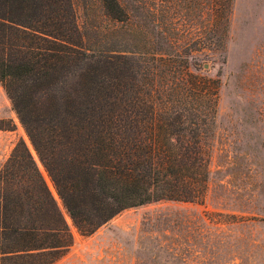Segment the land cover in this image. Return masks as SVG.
<instances>
[{
  "label": "trees",
  "instance_id": "trees-1",
  "mask_svg": "<svg viewBox=\"0 0 264 264\" xmlns=\"http://www.w3.org/2000/svg\"><path fill=\"white\" fill-rule=\"evenodd\" d=\"M129 1L81 27L71 0H0V85L54 192L19 138L0 165V264L58 260L65 215L86 236L127 208L202 201L220 80L201 71L225 58L233 0Z\"/></svg>",
  "mask_w": 264,
  "mask_h": 264
},
{
  "label": "rangeland",
  "instance_id": "rangeland-1",
  "mask_svg": "<svg viewBox=\"0 0 264 264\" xmlns=\"http://www.w3.org/2000/svg\"><path fill=\"white\" fill-rule=\"evenodd\" d=\"M122 2L128 10L130 1ZM71 3L78 25L88 27L92 20L104 25L100 0ZM175 18L176 26L185 18L192 27L191 4L177 5ZM217 71L202 201L161 200L127 208L86 236L65 215L72 244L52 264H264V0L232 1L225 58L207 61L201 72ZM0 118L14 124L0 130L1 165L19 138L32 149L1 85Z\"/></svg>",
  "mask_w": 264,
  "mask_h": 264
},
{
  "label": "bare ground",
  "instance_id": "bare-ground-1",
  "mask_svg": "<svg viewBox=\"0 0 264 264\" xmlns=\"http://www.w3.org/2000/svg\"><path fill=\"white\" fill-rule=\"evenodd\" d=\"M32 150V149H31ZM49 187L52 189L51 183L49 182ZM53 191V190H52Z\"/></svg>",
  "mask_w": 264,
  "mask_h": 264
},
{
  "label": "water",
  "instance_id": "water-1",
  "mask_svg": "<svg viewBox=\"0 0 264 264\" xmlns=\"http://www.w3.org/2000/svg\"><path fill=\"white\" fill-rule=\"evenodd\" d=\"M204 67H206V66L204 65Z\"/></svg>",
  "mask_w": 264,
  "mask_h": 264
}]
</instances>
